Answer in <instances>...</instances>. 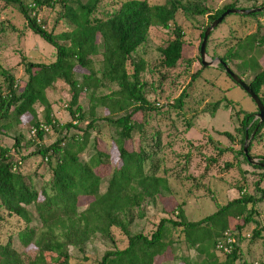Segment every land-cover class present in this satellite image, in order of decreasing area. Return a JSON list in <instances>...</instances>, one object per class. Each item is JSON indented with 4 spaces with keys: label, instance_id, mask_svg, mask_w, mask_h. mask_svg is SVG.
<instances>
[{
    "label": "trees",
    "instance_id": "16d2710c",
    "mask_svg": "<svg viewBox=\"0 0 264 264\" xmlns=\"http://www.w3.org/2000/svg\"><path fill=\"white\" fill-rule=\"evenodd\" d=\"M101 1L86 0L80 3L78 0H0L2 8L15 7L23 18L25 27L54 48L52 62L44 64L23 61L26 82L19 93L16 92L17 86L12 75L4 71L0 73V133L4 127L2 122L11 124L18 122L21 116L30 115L33 122L29 130L34 129L33 135L36 138L35 150L30 155L38 156L50 173L47 181L49 193L42 188L39 196L29 175H22L17 170L20 161L26 156H21L14 162L9 152L0 148V224H7L6 219L13 217L21 220L22 226L14 232L16 239L24 249L29 246L35 248L32 257L17 252L8 235L6 241L0 244V264H70L68 247L82 250L95 234L113 243L111 228H117L126 237V245L121 249L104 252L96 264H157V259L168 260L169 256L174 257L172 253L175 241L170 234L166 239L167 233L176 230L179 237L177 241L181 240L197 252L206 254V260L196 264H233L239 261L237 243L230 245L228 253H220L223 258L220 262L212 253L217 251L215 244L223 233L228 232L229 220L237 221L233 227L237 232L254 224L251 239L253 241L260 237L255 217L257 205L264 199V191L259 187L264 169L250 165L242 152L244 136L248 137L255 130L247 146V155L252 158L249 155L251 142L260 136L264 127V118L259 124L254 118L257 110L237 112L236 115L241 116L234 129L239 135V149L235 154L251 169L260 171L259 179L254 182L253 194L244 192L243 185L238 186L239 196L196 222L187 221L183 216L182 204H176L173 207L176 219L161 218L149 237L140 233L131 235L128 231L135 218L134 210L142 203L159 197L161 191H167L165 176L178 180L189 177L184 174L188 162L171 172L162 169L159 171V164H156L160 159L157 154L161 153L158 139L150 147L142 143L143 129L147 127L146 111L155 107L146 100L144 83L140 80L144 62L133 59L132 54L145 42L151 26L168 29L169 22L173 24L177 11L182 14L191 12L203 15L208 12L207 9L186 8L176 0H170L168 5H149L145 0H125L116 10L103 18H97L94 13ZM263 4L249 7L225 5L207 15V20L211 23L227 9H254ZM43 7H58L54 27L60 22L65 27L59 34L46 31L37 18V10ZM260 15L264 16V10L245 16L255 18ZM206 27L202 28L200 41ZM1 32L3 27L0 22ZM172 33V40L159 50L162 65L169 69L174 68L180 60L183 47L180 28L173 24ZM241 45L237 43L233 51L218 59L221 64L241 59L242 64L238 69L250 72L251 79L246 85L258 97L264 109V94L261 90L264 88V69H260L251 57L244 59L253 50L252 47L259 49L264 45V38L255 41L250 37L245 45ZM98 50L101 67L95 71L91 66V57ZM221 64L218 68H222ZM75 66L82 69V73L75 72ZM201 69L202 67L200 71ZM198 73L191 75L186 88L171 104L172 107H181L185 94ZM56 80H60L67 88L68 101L65 108L70 122L63 125H55L44 95L45 90ZM111 86L114 90L107 91ZM102 90L106 92H101ZM81 94L87 97L88 112L78 102ZM36 101L42 107V120H38L33 108ZM218 105L219 102L211 104L212 112L216 111ZM95 106L102 107L107 113L96 114ZM115 111L117 116L113 115ZM135 113L141 114L139 120L132 118ZM188 125L186 122V127ZM40 126L49 127L54 132L64 131L65 134L45 146L42 136L46 131L41 130ZM103 126L114 129V137L110 139L115 144L118 155L112 166L107 163V151L96 148L97 137L91 140L90 136L93 131L101 133ZM70 129L74 133L66 135ZM133 134L139 135L137 147L129 150L128 143ZM218 134L233 141V135L229 132L222 131ZM17 145L14 138L12 147L17 148ZM86 148L91 154L85 161H80L78 155ZM227 151H230L229 148H219L216 154L220 156ZM185 156L189 159V152ZM255 158L264 163V157ZM225 167H229V164ZM105 180L106 187L101 192L100 185ZM79 198L91 200L79 210ZM30 208L34 214L30 212ZM138 213L139 216L142 215L141 210ZM83 259L85 260L82 262L86 261V256ZM181 263L193 264L185 257L181 259Z\"/></svg>",
    "mask_w": 264,
    "mask_h": 264
},
{
    "label": "rangeland",
    "instance_id": "374dc122",
    "mask_svg": "<svg viewBox=\"0 0 264 264\" xmlns=\"http://www.w3.org/2000/svg\"><path fill=\"white\" fill-rule=\"evenodd\" d=\"M80 3L86 0H78ZM125 0H102L95 10L94 16L103 18L116 10L120 3ZM149 5L169 4L170 0H145ZM181 6L192 9L206 8L208 12L203 15H195L191 12L182 14L177 11L173 24L180 28L183 35V47L181 58L174 68H165L159 50L164 48L173 38V24L169 22L168 29L158 26H151L148 30L145 42L139 46L132 54L133 59H140L144 62V70L140 73V80L144 83V94L146 100L155 108L146 112L148 117L147 127L143 129L142 143L147 147L153 144L155 139L159 141V162L158 170H177L183 163L188 162L184 174L186 180H178L172 176H165L167 191H161V195L153 201L142 203L138 209L134 210L135 218L128 227L131 235L140 233L149 237L161 218L176 219L173 207L182 204L183 216L189 222H196L201 218L213 213L217 207L239 196L238 186L243 185V191L253 194L254 182L260 177L259 170H253L247 166L241 157L235 154L239 149V135L234 129L238 124L241 115L237 112H254L256 107L248 95L233 81L225 75L218 64L214 67L202 68L198 58V44L202 28L208 26L207 15L215 10L229 4L236 7L258 6L264 0H176ZM264 5V4H263ZM262 5V6H263ZM58 7H43L36 12L37 18L43 23L46 31L54 35L64 30V25L58 23L54 27V21L58 16ZM262 12V11H260ZM0 22L3 32L0 33V73L2 71L12 75L16 84V92L19 93L25 82L26 76L23 71V61L41 62L47 64L54 60V48L44 42L37 35L32 34L26 27L23 18L13 6L2 8L0 3ZM255 41L264 38V16L248 18L245 15L228 14L223 21L218 24L209 36L205 46L206 56L211 60L233 51L238 44L245 45L249 38ZM98 42V40H97ZM99 48V45H98ZM247 53L245 60L251 57L256 61L260 69H264V45L259 49L252 47ZM241 59H232L225 65L237 75L245 84L251 79L249 71H239ZM93 70L101 67L100 51L91 57ZM130 69V66H128ZM74 71L82 73V69L75 66ZM195 72L198 77L190 86L179 109L172 107L173 101L180 92L186 88L190 77ZM2 76L0 75V83ZM114 90V87L106 89ZM264 94V88L261 89ZM101 92H106L102 90ZM44 95L50 105L51 116L55 125H63L70 122L65 104L68 101L67 88L60 81L56 80L51 87L45 90ZM79 104L88 112L87 97L80 95ZM219 102L215 112H212L211 104ZM38 120H42V107L36 101L34 106ZM94 112L98 115L106 114L102 107L95 106ZM104 112V113H103ZM177 112V113H176ZM114 116L118 113L115 111ZM140 113H135L132 117L139 120ZM256 118V117H254ZM6 122V121H5ZM3 124V132L0 133V148L6 149L17 162L21 156H26L21 160L17 170L22 175H29L34 188L39 192L42 188L49 193L47 181L50 173L48 168L41 164L38 156L30 155L35 150L36 138L31 133L30 124L33 120L26 114L18 118V122ZM188 122V127H186ZM83 127V126H82ZM43 133L42 143L46 146L53 143L57 138L63 136L64 131L54 132L49 127ZM84 128V127H83ZM226 131L233 135V141H229L220 136L218 132ZM74 133L70 129L66 135ZM91 140L97 137V146L100 150H106L109 165H114L117 161V150L110 137H114V129L102 127L101 133L90 132ZM139 135L133 134L128 149L135 150ZM16 138L17 148L12 147ZM219 148H229L230 151L216 154ZM189 152V159L185 154ZM198 152H201L199 154ZM91 154L89 149H85L78 155L80 161H85ZM249 155L252 158L264 157V127L260 136L253 140L250 145ZM257 159V158H255ZM154 160L156 158L154 157ZM161 160V163H160ZM258 160V159H257ZM229 164V167H225ZM162 169V170H161ZM183 172V171H182ZM26 178V177H25ZM106 187V180L100 185L103 192ZM259 187L264 191V177L259 181ZM90 198H79L78 209H82ZM138 210L142 215L139 216ZM30 212L34 214L33 209ZM260 230V237L251 239V231L254 224L245 226L240 232L233 227L235 220H229L228 234L237 243L240 252V259L233 264L240 262H264V199L257 205V216L255 217ZM7 224H0V244H3L8 235L11 237L13 248L20 253L30 257L33 256L35 248L29 246L24 249L15 236V231L22 226V221L18 218L6 219ZM175 241L173 246L174 257L168 260L157 259V264H182L181 259L187 258L193 264L204 262L206 254L197 252L195 248H190L179 239L178 231H168V236ZM113 243L102 239L95 234L90 241L78 250L68 247L67 251L70 264H96L106 251L121 249L126 245V237L117 229L111 228ZM181 239V238H180ZM213 256L218 262L223 260L219 251L213 252ZM86 256V261L82 262Z\"/></svg>",
    "mask_w": 264,
    "mask_h": 264
},
{
    "label": "water",
    "instance_id": "95a60500",
    "mask_svg": "<svg viewBox=\"0 0 264 264\" xmlns=\"http://www.w3.org/2000/svg\"><path fill=\"white\" fill-rule=\"evenodd\" d=\"M264 10V5L259 7V8H254V9H227L223 13H221L215 20H213L203 31L201 41L199 44V61L200 65L202 68L206 67H211V66H216L217 64H221L219 60H211L206 56L205 53V43L207 40L208 35L213 31V29L221 23L223 18L228 15V14H239V15H249L252 13H257ZM222 69L224 73L238 86L240 87L251 99V101L254 103L257 113H256V118L258 120V124L262 121L264 118V109L263 106L258 99V97L248 88V86L237 76L235 75L225 64H221ZM255 130L247 137L246 135L244 136V142L242 145V152L243 155L245 156L247 162L250 165L258 166L260 168L264 169V163L260 162L259 160L255 158H251L247 155V146L249 143V140L252 138Z\"/></svg>",
    "mask_w": 264,
    "mask_h": 264
},
{
    "label": "built area",
    "instance_id": "2783aa9c",
    "mask_svg": "<svg viewBox=\"0 0 264 264\" xmlns=\"http://www.w3.org/2000/svg\"><path fill=\"white\" fill-rule=\"evenodd\" d=\"M40 129L43 131H47V128L44 126H40ZM31 133L34 134V129H31ZM231 244H235L233 237L230 236L228 232H224L222 238L218 240L217 243L215 244V248L220 253L226 254L230 251ZM252 264H257V263L253 262Z\"/></svg>",
    "mask_w": 264,
    "mask_h": 264
},
{
    "label": "crops",
    "instance_id": "0c3cea01",
    "mask_svg": "<svg viewBox=\"0 0 264 264\" xmlns=\"http://www.w3.org/2000/svg\"><path fill=\"white\" fill-rule=\"evenodd\" d=\"M46 97V96H45Z\"/></svg>",
    "mask_w": 264,
    "mask_h": 264
}]
</instances>
